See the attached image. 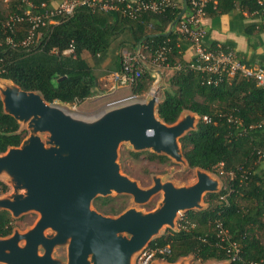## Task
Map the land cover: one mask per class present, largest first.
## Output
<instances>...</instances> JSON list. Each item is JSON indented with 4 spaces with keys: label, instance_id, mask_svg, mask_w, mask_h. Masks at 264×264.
<instances>
[{
    "label": "trees",
    "instance_id": "trees-1",
    "mask_svg": "<svg viewBox=\"0 0 264 264\" xmlns=\"http://www.w3.org/2000/svg\"><path fill=\"white\" fill-rule=\"evenodd\" d=\"M32 1L39 5L48 0ZM26 7L22 0H12L6 13L0 5V78L10 79L24 90L38 91L51 103H80L101 91L99 76L83 57L85 51L91 56L104 54L115 39L127 38L118 51L120 70L124 47L134 49L142 45L153 57L161 45H168V58L162 66L170 67L173 73L157 106L159 117L173 124L185 110L197 114L196 129L180 138L183 155L190 167L217 171L225 177V182L219 191L205 194V207L185 211L176 228H168L151 244L169 246L170 253L162 256L168 263L192 255L201 262L228 260L229 264L256 261L264 264V242L259 233L264 229V174L255 169L256 163L264 159L258 153L264 145V89L252 78L238 74L230 80L225 77L222 83L208 84L207 73L192 69L190 64L195 58L185 57L186 45L181 43V38H185L174 30L182 7L162 13L146 12L133 18L122 11L79 6L70 18L41 28L40 38L29 49L7 42L8 35L21 42L31 27L28 22L16 25L15 34L3 24L7 16L21 13ZM236 7L251 12L260 5L257 0H218L215 5L210 3L207 10L208 14H221ZM256 25L253 24L256 30L263 31ZM71 45L74 51L64 53ZM210 46L233 49L226 42L213 41ZM155 78L152 70L144 68L132 86L134 94L148 92ZM205 115L209 121L203 118ZM27 134V129L4 110L0 97V153L19 146ZM130 154L135 158L145 154L163 163L172 162L168 155L151 150L130 151ZM8 190L9 185L0 180V193ZM128 197V194L97 196L93 206L105 215L116 216L126 210ZM13 220L9 210L0 209V236L13 232ZM220 229L226 230V234L220 235ZM229 241L240 245L236 259L227 251Z\"/></svg>",
    "mask_w": 264,
    "mask_h": 264
},
{
    "label": "water",
    "instance_id": "water-1",
    "mask_svg": "<svg viewBox=\"0 0 264 264\" xmlns=\"http://www.w3.org/2000/svg\"><path fill=\"white\" fill-rule=\"evenodd\" d=\"M185 9L186 5L182 12ZM0 97L4 110L21 123L29 121L30 130L19 146L0 153V174L9 175L16 191L25 190L12 198H0V209L13 216L30 210L41 215L27 233L0 239L1 261L61 264L52 257V250L69 240L68 264H134L133 255L137 257L158 237L164 225L174 227L180 212L205 207L203 196L222 187L219 179L202 168L191 185L176 186L155 177L149 188H142L121 170L117 158L122 141H129L135 151L151 150L188 164L180 138L196 129V115L166 123L157 112L155 94L149 93L147 100L111 106L90 119L46 101L40 92L24 90L12 80L0 84ZM42 132L48 133L46 143ZM160 190L164 199L149 212L128 208L112 216L93 206L97 196L113 192L132 195L135 202L142 203ZM47 228L56 235L45 236ZM22 238L24 246L19 245ZM40 245L45 248L42 255Z\"/></svg>",
    "mask_w": 264,
    "mask_h": 264
},
{
    "label": "built area",
    "instance_id": "built-area-1",
    "mask_svg": "<svg viewBox=\"0 0 264 264\" xmlns=\"http://www.w3.org/2000/svg\"><path fill=\"white\" fill-rule=\"evenodd\" d=\"M22 2L26 4V9L21 13L10 14L3 24L15 34L16 25L21 22H28L31 27L21 42H17L13 35L7 36L8 43L13 46L21 44L28 49L40 38L41 28L51 27L70 18L79 6L103 11H122L124 14L136 18L146 12L162 13L169 8H184L186 5L185 11L180 13L181 16L174 25V30L182 34L196 50L195 61L190 64V67L207 73L206 81L208 84H219L225 80V77L230 80L238 74L252 78L264 89V65L248 63L234 49H215L207 44L204 19L208 14V5L210 3L215 5L218 0H184V2L183 0H48L42 1L39 5L32 0H22ZM257 3L260 7L251 12L247 9H241L247 16L253 18L257 28H263L264 31V0H257ZM167 46L166 44L161 45L153 57L142 45H138L134 49L123 48L121 51L122 69L112 71L109 74L108 89L115 91L123 86L135 85L142 76L144 68H149V63L157 66L153 74L155 77L159 76L160 66L168 58L169 48ZM73 51L74 46L71 45L64 53H72ZM149 92L158 96L159 87L154 84ZM203 118L207 121L210 120L206 115ZM231 120L241 122L233 118ZM258 153L264 157V145L258 149ZM220 173L223 174L224 172L221 171ZM230 174L233 175V173ZM219 233L225 235L226 230L220 229ZM240 250V245L236 241H229L227 251L231 258L236 259ZM169 253V246L160 247L156 243L152 245L150 242L139 252L135 261L136 264H153L157 259L163 260L164 257L162 256ZM250 264H259V262H251Z\"/></svg>",
    "mask_w": 264,
    "mask_h": 264
},
{
    "label": "rangeland",
    "instance_id": "rangeland-1",
    "mask_svg": "<svg viewBox=\"0 0 264 264\" xmlns=\"http://www.w3.org/2000/svg\"><path fill=\"white\" fill-rule=\"evenodd\" d=\"M12 0H1L0 5L1 8L7 13H9L10 10V4ZM128 49H132L133 47L128 46L124 47ZM149 68L148 70H152V72L157 68L154 64H148ZM160 68L163 71V76L156 77L153 84L155 86L159 87V94H158V103L160 100L163 99L164 91L166 88L169 87L168 83V77L173 73L172 69L170 67H163L160 66ZM10 80H0V84L4 82H9ZM116 96H92L87 98L85 101L80 103H60L58 101L54 102L55 105L61 106L65 110H67L70 113L76 114L79 117H84L87 119L93 118L96 115H98L102 110L110 108L112 106V101L118 96L125 95L127 96L128 101L129 100H144L149 98V91L142 94V95H135L132 89V86H123L121 88L117 89ZM102 92H99V94ZM132 94V95H131ZM191 114L194 115L195 113L185 110L179 119L183 118L185 115ZM195 119V125L199 120V116L197 114ZM21 123V122H20ZM21 126L25 129H27L28 134L30 135V130L28 129L27 125L24 123H21ZM41 138L46 143L47 141V132L40 133ZM130 151H135L133 145L129 141H122L118 146V162L120 164L121 170L136 180L138 184L142 188H149L154 185V178L160 177L162 182L171 181L176 186H183V185H191L195 183L198 179V169L199 168H192L190 167L186 161L184 160H176L174 158L172 159L171 163H163L159 161L158 159H150L147 155H142L140 158H135L130 154ZM208 173L213 177L220 180V186L223 185L225 182V177L221 176L217 171L215 172H209ZM0 180L6 182L9 185V190L4 193H0V198H12L15 193H24V189L15 190L14 186L11 183V179L9 175L6 173L0 174ZM112 195H117L115 192L112 193ZM205 196V195H204ZM204 196H203V205L206 206L204 202ZM164 199V191L160 190L156 193H154L148 200L142 203H137L133 200L132 195H129L128 197V208H135L137 210H140L142 212H149L153 211L156 208L160 206ZM184 212H180L176 219H175V225L174 227L169 225H164L157 236L165 233V231L168 228H176L178 225V222L180 218L182 217ZM40 213L36 210H30L24 213H21L19 216H13V233L7 237H1L0 239L4 238H10L13 236L16 232L19 234H25L29 230H31L37 221L40 219ZM264 220V217H263ZM56 231L47 228L44 231L45 236L47 237H53L56 235ZM261 239L264 242V229H262L260 232ZM26 244L25 238H22L19 241L20 246H24ZM68 247H69V240H66L62 243H58L53 247L52 250V257L58 261L61 262V264H68ZM39 254L42 255L45 252V248L40 245ZM136 256V255H135ZM133 255V262L136 264V261L134 258H136ZM157 264H229L228 260L218 261V260H208L206 262H201L200 260L195 259L192 255L181 257L179 260H177L174 263H168L165 260H155L153 262ZM0 264H9L5 261H0Z\"/></svg>",
    "mask_w": 264,
    "mask_h": 264
},
{
    "label": "crops",
    "instance_id": "crops-1",
    "mask_svg": "<svg viewBox=\"0 0 264 264\" xmlns=\"http://www.w3.org/2000/svg\"><path fill=\"white\" fill-rule=\"evenodd\" d=\"M253 24V18L247 16L238 7L227 13H209L204 19V27L207 31L206 42L208 45L213 41H217L218 44L229 43L238 55L248 63L264 65V31L256 30ZM123 39L127 38L118 37L115 39L108 52L104 54L91 56L86 51L83 53V57L92 65L99 76L98 85L102 93L96 96H116L118 90L110 91L108 89L109 74L120 67L118 51L125 41ZM181 43L186 45L185 57L188 59L195 58L196 50L194 47L183 38H181ZM158 73V77L163 76L162 69ZM110 101H112V106H115L128 101V99L125 95H117L115 99ZM255 169L256 172L264 174V159L256 163Z\"/></svg>",
    "mask_w": 264,
    "mask_h": 264
},
{
    "label": "bare ground",
    "instance_id": "bare-ground-1",
    "mask_svg": "<svg viewBox=\"0 0 264 264\" xmlns=\"http://www.w3.org/2000/svg\"><path fill=\"white\" fill-rule=\"evenodd\" d=\"M23 123L26 124V125H29V121H28V122H24V121H23Z\"/></svg>",
    "mask_w": 264,
    "mask_h": 264
},
{
    "label": "flooded vegetation",
    "instance_id": "flooded-vegetation-1",
    "mask_svg": "<svg viewBox=\"0 0 264 264\" xmlns=\"http://www.w3.org/2000/svg\"><path fill=\"white\" fill-rule=\"evenodd\" d=\"M12 233H13V232H12ZM12 233H11V234H12ZM11 234H10V235H11ZM7 236H9V235H7ZM7 236H4V237H7ZM1 237H2V236H1ZM0 261H1V260H0Z\"/></svg>",
    "mask_w": 264,
    "mask_h": 264
}]
</instances>
